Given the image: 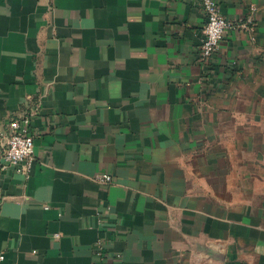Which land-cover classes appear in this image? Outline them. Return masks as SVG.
<instances>
[{"label":"crops","instance_id":"0c3cea01","mask_svg":"<svg viewBox=\"0 0 264 264\" xmlns=\"http://www.w3.org/2000/svg\"><path fill=\"white\" fill-rule=\"evenodd\" d=\"M215 1L202 61L199 0H0V264H264V0Z\"/></svg>","mask_w":264,"mask_h":264},{"label":"built area","instance_id":"2783aa9c","mask_svg":"<svg viewBox=\"0 0 264 264\" xmlns=\"http://www.w3.org/2000/svg\"><path fill=\"white\" fill-rule=\"evenodd\" d=\"M199 3L206 18L200 59L207 61L219 51L229 30L243 29L246 28V25H236L235 22L223 17L215 0H199ZM33 102L28 101V110L23 115L11 119L7 128L0 126V163L2 168L12 167L25 177L30 176L35 161L36 134L32 128L37 106H32ZM96 181L104 185H111L113 178L109 174H103L97 177ZM54 238H60V235L56 234ZM95 255L101 260L107 259L102 241L98 242ZM2 260L3 257L0 256V261Z\"/></svg>","mask_w":264,"mask_h":264}]
</instances>
